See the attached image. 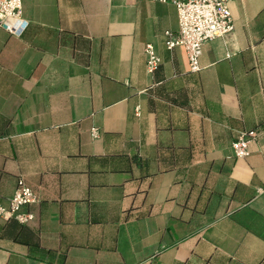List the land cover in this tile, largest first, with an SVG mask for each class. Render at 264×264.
<instances>
[{"label": "crops", "instance_id": "obj_1", "mask_svg": "<svg viewBox=\"0 0 264 264\" xmlns=\"http://www.w3.org/2000/svg\"><path fill=\"white\" fill-rule=\"evenodd\" d=\"M229 7L192 72L169 0H22L25 31L0 26V202L20 177L37 201L0 218V264H264V0Z\"/></svg>", "mask_w": 264, "mask_h": 264}, {"label": "built area", "instance_id": "obj_2", "mask_svg": "<svg viewBox=\"0 0 264 264\" xmlns=\"http://www.w3.org/2000/svg\"><path fill=\"white\" fill-rule=\"evenodd\" d=\"M167 1V0H161ZM176 8L178 16V32H166L167 49L182 46L187 57L188 68L192 72L201 69L200 57L203 44L218 36H224L233 30L234 24L229 7L230 0H169ZM0 26L10 33L20 35L27 28L28 22L22 15V0H0ZM146 56V71L153 74L160 63V57L154 46L147 43L144 46ZM135 113L139 114L136 107ZM96 129L92 133L96 135ZM256 137L254 130L239 133L232 142V149L236 157L248 155V145ZM37 201L35 192L23 178L17 180L13 194L7 204L0 202V218H16L25 223L32 219V214L24 209Z\"/></svg>", "mask_w": 264, "mask_h": 264}, {"label": "trees", "instance_id": "obj_3", "mask_svg": "<svg viewBox=\"0 0 264 264\" xmlns=\"http://www.w3.org/2000/svg\"><path fill=\"white\" fill-rule=\"evenodd\" d=\"M24 31H25V30H24ZM24 31H23V32H24ZM23 32H22V33H23Z\"/></svg>", "mask_w": 264, "mask_h": 264}]
</instances>
